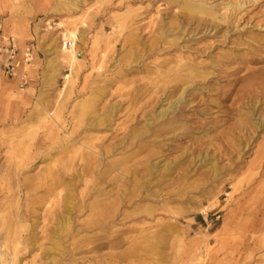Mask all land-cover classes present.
I'll return each mask as SVG.
<instances>
[{
  "label": "rangeland",
  "instance_id": "374dc122",
  "mask_svg": "<svg viewBox=\"0 0 264 264\" xmlns=\"http://www.w3.org/2000/svg\"><path fill=\"white\" fill-rule=\"evenodd\" d=\"M186 1L211 14L188 15ZM0 20L36 47L27 86L0 75V264H109L91 256L121 261L124 249L122 264H264V227L253 230L264 208V0H0ZM75 25L86 32L72 69L55 42ZM185 64L209 74L175 119L134 138ZM149 163L159 167L138 188ZM96 203L112 212L106 245L105 230L87 227ZM69 212L72 235L58 238Z\"/></svg>",
  "mask_w": 264,
  "mask_h": 264
},
{
  "label": "bare ground",
  "instance_id": "6f19581e",
  "mask_svg": "<svg viewBox=\"0 0 264 264\" xmlns=\"http://www.w3.org/2000/svg\"><path fill=\"white\" fill-rule=\"evenodd\" d=\"M182 6H183L184 10H186L188 12V15L196 14V15L202 16V15H205V14H211L210 13L211 9L208 8L203 3L194 2V1H186V2L183 3ZM70 7H73V5H70ZM164 31L161 32L163 35H165V32H166V31L165 32ZM85 32H86V29H84L82 26H78V25H75V27L73 29L72 28H69V29L67 28V30H63L62 31L61 39L58 40V42H55L57 44L56 48H57V51H58V57H59V63L60 64L66 62V63H68V64H70L72 66V69H73V67L75 68L77 66V62L80 59V52L77 49V45H78L79 41L81 42V41H83L85 39ZM168 35H170V34H168ZM64 40H67V41L71 40L72 41V45L69 47L67 45V41L64 42ZM171 40H176V38H172ZM53 54H54V50L53 51H49L47 53L48 56H51L48 59L49 60V64H52V62H53V58H54ZM128 54H129V52H128ZM52 55H53V57H52ZM130 56H133V53H130ZM258 61H264V56H261L260 58H258ZM186 67H187L186 64L183 65L182 68H180L177 71L175 76L172 77L173 80H176V82H178V85L173 88V90L171 92L172 96H171V98H170V100L168 102L169 104L167 105V107L161 108L158 112L153 111V113H152V115H151V117L149 119L150 121L147 122L144 127L133 129L132 132L134 134V138L135 137L137 138L138 136H141V135H143V134L148 132L149 128H148L147 124L150 125V124H152V123H154L156 121H161L163 119L166 120L167 117L170 118V119L168 118L169 121L175 119L176 110H177L178 106H180V105H182L184 103L185 92L189 89V87L192 86V84L193 85L197 84L196 80L198 78L202 79V78L208 76V74H209V73H205L203 70H194V68H191V67L190 68H186ZM184 68H186V69H184ZM66 78L69 80L70 79V74L66 75ZM179 90H180L179 95L177 97H175L176 93H178ZM43 96H44V91L42 90L40 92V96H39L41 103H42L41 98ZM256 105H257L256 103L253 105V110L256 109ZM113 108H115V107H113ZM89 111H90V107L87 105V103L82 102V103L79 104V110H78V115L79 116H83L84 114H86ZM169 114H171V115L168 116ZM110 115H111V111H107L106 113H104L101 116L98 115L96 120L93 121V124H95L96 126H98L100 124H104L106 122L107 118H109ZM259 122H260V124L256 125V128H258V126H263L264 125V119L260 118ZM239 123L241 125H244L246 123V120L242 118V119L239 120ZM249 139H250V136H249ZM89 147H90V150L87 152L86 156H87L89 165L91 167H93V166L96 165V163L100 159V157L98 156L97 153H102V152H101L100 149L97 148V146L95 144H92ZM262 150H263L262 152L264 154V145H262ZM47 158L48 157H44L43 160H45ZM111 163H113L114 166H116L118 164V162L116 163V162H114L112 160H111ZM169 166H170V163L167 162L166 165L164 166V169L165 170H169V168H170ZM157 167H159V166L156 163H149V166H148V164L146 165L145 168L148 169V172H149L150 176H148L146 179L143 178L142 180L137 181L138 188H143V187L147 186V184L148 185L150 184L151 180H150L149 177L154 176V173L156 172ZM97 190H102V188L98 187ZM67 200L69 201V203L72 202L73 196H72L71 193H68ZM93 202H95V201H93ZM91 205H90V209L92 210V218H91V220L89 222H87V227L90 228V227H93V226L94 227L95 226H100V229L102 228V230H105L106 237H108L109 240L107 239L106 241H104V239H103L104 242L102 244L106 245V244H108V242H110L111 238L113 237V233H114V231H109L107 229H104L111 222V220L109 218H110V216H111L110 214L112 212H111L109 203L108 204H100V203L97 204L96 203V204H91ZM70 208L71 207L69 205V209ZM73 220L74 219L72 218L70 212L65 214L64 216H62L61 217V221L59 222V226L56 229V237L62 238V237H67L69 235H72V229H73V224H74ZM105 223H106V225H105ZM263 227H264V208H260L255 213V220H254L253 230L260 231V230H262ZM85 230H88V229L85 228ZM94 233L98 234V232H94ZM73 236H75V235H73ZM90 237L92 238V237H96V236L95 235L88 236V240H90ZM122 240L125 241V239H122ZM93 241H95V240H93ZM100 242L101 241H99L98 243H100ZM118 242L119 243H117L116 245H113V246H117V245L120 246V244H123L121 240L118 241ZM96 243H94V244H96ZM60 246L61 245H60L59 241H56L55 243H53V248H55V249H58ZM94 247L95 246H91L87 250H93ZM126 255H127V251H125V249H124V251H121V256L123 258V260H121V261L112 260V259H110L108 257H105V255H102L100 257L91 256V259L96 261V262H107L109 264H112V263L113 264H122V262L125 261L124 258H125ZM53 263L56 264V259L54 260Z\"/></svg>",
  "mask_w": 264,
  "mask_h": 264
},
{
  "label": "built area",
  "instance_id": "2783aa9c",
  "mask_svg": "<svg viewBox=\"0 0 264 264\" xmlns=\"http://www.w3.org/2000/svg\"><path fill=\"white\" fill-rule=\"evenodd\" d=\"M67 45L70 47L72 41L68 40ZM35 48L33 41L22 47L15 35L4 32L0 20V75L15 80L22 88L27 86L32 80L29 70Z\"/></svg>",
  "mask_w": 264,
  "mask_h": 264
}]
</instances>
